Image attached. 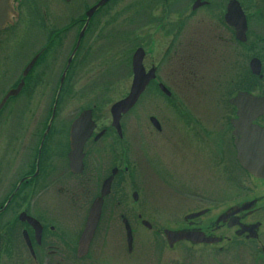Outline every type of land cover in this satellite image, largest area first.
Masks as SVG:
<instances>
[{"label":"rangeland","instance_id":"rangeland-1","mask_svg":"<svg viewBox=\"0 0 264 264\" xmlns=\"http://www.w3.org/2000/svg\"><path fill=\"white\" fill-rule=\"evenodd\" d=\"M95 1L50 0L49 22L53 23L54 31L64 29L73 19L84 17ZM192 2L111 0L103 3L99 11L91 14L86 36L72 59L75 73L68 71L64 79V84L75 87L58 93L59 78L80 26L75 25L66 32L69 45L60 51L61 58L49 57L58 66L53 79L54 91L32 93L27 86L17 100L20 131L13 125V118L0 123V184L17 180L28 170L25 165L33 162L30 156L35 155L43 140L41 136L53 108L55 115L44 152L46 146L48 155L59 146L60 156L64 140L58 128L62 123L68 126L80 111L90 108L97 125L95 131L105 129L107 135L88 145L86 169L92 170L95 164L102 169L101 174L111 166L121 171L124 167L128 169L119 174L115 184L118 214L129 217L143 213L151 217L152 212L168 214L176 207H182L183 212L198 210L208 207L209 197L219 196L233 182L242 181L249 188L250 181L255 179L240 171L235 161L229 124L234 109L228 99L237 91L234 85L238 74L245 85L253 83L245 71L250 56L238 60L234 55L238 52L237 46L216 38L220 30L209 24V9L191 10ZM26 9L21 17L28 22L15 46L20 53L21 70L38 47L34 37L42 36L33 32L32 12ZM180 11L179 16L175 15L174 12ZM63 35L60 30L58 36ZM137 47L146 52V64L156 66V81L164 85L169 96L152 83L135 106L121 117V137H117L110 125L109 107L128 93L130 57ZM1 51L13 54L14 47L5 45ZM53 58H57L55 53ZM9 62L15 69L18 61L13 58ZM252 93L264 95V92ZM150 116L158 120L160 130L150 124ZM37 128L40 130L36 131ZM62 178V183H67L66 176ZM89 189L92 192L89 198H93L96 183ZM87 190L73 188L72 195L83 198L88 196ZM132 192L137 193V201L132 199ZM235 204L231 201L229 205Z\"/></svg>","mask_w":264,"mask_h":264},{"label":"flooded vegetation","instance_id":"flooded-vegetation-1","mask_svg":"<svg viewBox=\"0 0 264 264\" xmlns=\"http://www.w3.org/2000/svg\"><path fill=\"white\" fill-rule=\"evenodd\" d=\"M63 1L69 3L71 0ZM109 1L111 0H96L88 10L97 6L91 13L94 15ZM195 1L193 0L191 4V10L209 9V24L216 25L220 30L216 38L223 43L236 45L238 52L234 55L238 60L242 56L245 58L250 56L245 71L253 83L245 85L241 80V74H238L237 85H234L236 93L264 92V0H200L204 4L193 8ZM49 2L50 0H28V2L0 0V103L22 82L18 92L8 96L0 107V123L13 118V125L16 124V129L19 131L21 117L18 116L20 109L17 110L19 103L17 100L27 86L31 87L32 93L47 94L54 91L53 79L58 66H55L54 60L51 61L49 57L61 58L60 51L69 45L66 32L77 25L80 29L72 53L67 58L60 75L57 90L58 93H63L75 87L74 84H64V79L68 71L74 70L75 73L76 65L72 67V59L80 50L92 16H87L86 12L84 17L73 19L64 29L57 28L54 31L53 23L49 22L51 14ZM26 8L32 12L33 32L42 36L34 37L38 47L30 61L35 57L36 59L27 74L23 76L24 69L30 61L21 70L20 53H17L19 50L15 46L19 44L25 22H28V19L21 17L22 11L27 10ZM174 13L179 16L181 11ZM239 26L244 27L241 33L243 40L236 35V27ZM60 30L64 34L62 38L58 36ZM5 45H13V54H6V51L4 54V51H1ZM137 48L130 57L131 82L133 76L131 61ZM54 53L57 58H53ZM145 56L146 52L143 50V68L145 72L154 69L155 77L148 82L141 95L152 83L155 82L158 90H160L159 84H162L156 81V66L147 65ZM13 58L18 61L15 69L9 64ZM253 58L259 61L257 74H254L249 67V62ZM57 103L59 102L56 99L55 104ZM230 106L234 109L231 118H236V108ZM52 110L49 123L44 128L45 136L42 141L40 140L35 155L30 156L33 162L25 165L28 170L17 180L0 184V264H264V178L248 174L237 162L232 134L230 135L238 168L255 179L250 181L249 188H246L242 181H237L227 190H222L219 196L209 197L208 207L186 212H183L182 207H176L172 209L174 212L168 214L152 212L151 217H147L143 213H134L128 217L118 214L115 209V205L118 204L115 184L119 174L128 169L124 167L121 171L116 167L117 173L110 183L108 193L103 197L101 212L87 252L77 256L80 236L84 231L91 205L100 195L103 181L109 177L115 166L108 168V172L104 174H101L102 169L97 164L93 167V169L96 167L95 170L86 169L88 145L107 135L105 129L95 131L97 125L94 121L95 128L83 145L82 171H71L68 160L70 126L76 117L68 126L62 125L63 123L58 124L62 126H59L58 131L64 140L62 158L58 150L59 146L49 150L53 152L49 155L46 153V146L44 152V144L55 115V108ZM12 112L13 116H11ZM5 113L7 115H4ZM255 122L259 124L261 122L260 125L264 127V117H258ZM150 124L152 125L151 122ZM35 130L39 131L40 128ZM114 131L119 137L115 129ZM100 132L103 133L95 139ZM18 162L20 161L17 158ZM64 175L67 183H62ZM78 178L83 179L76 182ZM94 183H96V195L89 198L92 193L89 188ZM78 187L81 190L88 189V196L83 198L73 196V188L78 189ZM224 193L226 196L221 195ZM137 200L138 197L134 201ZM231 201L236 204L229 205ZM169 220L173 221L168 222ZM126 226L131 230L130 243H128ZM118 227H122V230L119 231ZM172 232L175 234L169 236L168 233Z\"/></svg>","mask_w":264,"mask_h":264},{"label":"water","instance_id":"water-1","mask_svg":"<svg viewBox=\"0 0 264 264\" xmlns=\"http://www.w3.org/2000/svg\"><path fill=\"white\" fill-rule=\"evenodd\" d=\"M203 4L204 2L196 0L193 4V8ZM96 7L97 6H93L90 8L87 12V16H90ZM236 30L237 37L243 40L241 33L244 31V27H236ZM35 59L36 57L28 63L24 69L23 76L27 74ZM142 59L143 50L142 48H137L133 53L131 61L133 76L130 89L126 96L113 102L109 107L111 126L116 129L119 136H121V116L134 106L148 82L155 77L154 69L145 72L142 65ZM249 67L254 74H257L259 71V61L255 58L251 59ZM20 86H22V82L15 90L10 91L4 97L0 103V107L8 96L14 95L18 92ZM159 88L166 95H169V91L162 84H159ZM228 102L236 108V118L230 119L232 126L231 134L234 138L233 144L236 151V160L250 175L257 178H264V127L255 123V120L258 117H264V96H257L247 91H240L235 96L231 97ZM149 121L157 130H160V125L156 118L150 117ZM94 128L95 123L92 120V112L90 109L82 110L72 121L70 126V152L68 154L69 166L72 172L82 171L83 145L93 132ZM102 133L103 132L97 134L95 139L101 136ZM116 173L117 168H113L110 176L102 183L100 195L94 199L91 205L84 231L80 236L77 256H82L87 252L89 241L93 236L101 212L103 197L108 193L110 183ZM132 197L135 200L137 198V193L134 192ZM126 229L128 243H130L131 230L128 226H126ZM174 234L175 233L173 232L168 233L169 236Z\"/></svg>","mask_w":264,"mask_h":264}]
</instances>
